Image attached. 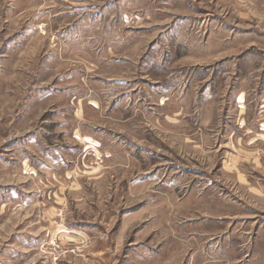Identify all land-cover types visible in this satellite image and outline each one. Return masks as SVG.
I'll return each instance as SVG.
<instances>
[{
	"label": "rangeland",
	"instance_id": "rangeland-1",
	"mask_svg": "<svg viewBox=\"0 0 264 264\" xmlns=\"http://www.w3.org/2000/svg\"><path fill=\"white\" fill-rule=\"evenodd\" d=\"M0 264H264V0H0Z\"/></svg>",
	"mask_w": 264,
	"mask_h": 264
}]
</instances>
